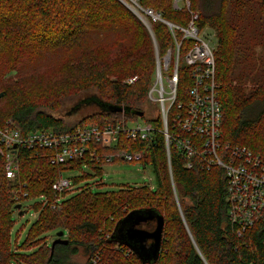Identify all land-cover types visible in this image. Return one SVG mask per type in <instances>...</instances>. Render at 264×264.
<instances>
[{
    "label": "trees",
    "instance_id": "1",
    "mask_svg": "<svg viewBox=\"0 0 264 264\" xmlns=\"http://www.w3.org/2000/svg\"><path fill=\"white\" fill-rule=\"evenodd\" d=\"M234 1L235 6L246 4V0ZM257 1L264 8V0ZM174 2L138 0L140 7L160 15L156 20L149 17L160 57L169 49L175 54L180 43V79L172 112L177 103L188 102L194 85V67L185 62V56L195 41L183 30L193 23L200 33L208 29L215 34L222 143L249 148L264 161V82L257 76V84L247 91L239 85V75L235 77L239 44L233 41L232 22L226 15L230 0ZM48 61L53 69L46 67ZM156 68L149 31L121 0H0V129H17L23 135L48 129L66 133L83 124L102 127L139 118L150 121L146 113ZM134 76L137 81L128 83ZM31 89L48 94L39 100L27 96ZM75 100V112L84 106L93 111L77 121L57 114ZM104 104L122 106L128 112H112ZM139 111L144 112L142 117L136 115ZM152 121L157 127L152 143L123 136L113 148L98 144L95 148L101 156L126 148L142 152L139 162L152 166L155 174L153 188L142 184L93 190L87 182L102 176L108 163L100 159L90 163L91 171L74 179L77 185L86 182L74 194H56L53 182L66 170H82L79 162L53 164L48 151L19 150L20 174L13 182L6 177L0 154V264H264V211L245 229L232 222L224 168L197 162L188 169L175 148L171 176L162 118ZM19 189L28 196L15 198ZM43 195L48 197L44 201L39 198ZM60 195V203L53 205ZM30 200H34L30 207L36 220L18 243L11 238L16 205ZM138 209H153L164 216L161 252L152 262L143 261L114 236L121 221ZM149 224L147 230H151ZM61 230L68 243L56 244L51 254L53 241L47 237ZM81 253L87 258L78 263L75 257Z\"/></svg>",
    "mask_w": 264,
    "mask_h": 264
},
{
    "label": "built area",
    "instance_id": "2",
    "mask_svg": "<svg viewBox=\"0 0 264 264\" xmlns=\"http://www.w3.org/2000/svg\"><path fill=\"white\" fill-rule=\"evenodd\" d=\"M179 0H175V4ZM189 5V0H187ZM152 13V12H151ZM153 16V14L151 15ZM185 31V36L195 41L194 46L185 56V62L194 67V85L189 89V100L186 104L177 103V109L172 112V106L177 101L179 84L180 43L176 44V52L171 49L159 60L156 68L155 81L149 91L150 102H156L157 115L150 121H122L115 125L78 126L72 132L59 133L54 129L37 131L23 135L20 130L5 127L0 129V154L5 159L6 177L15 182L20 174L18 159L19 150H45L49 152L53 164L79 162L81 168L91 169L90 163L104 159L113 162L122 159L127 162L140 161L143 153L131 149H120L104 155L97 153L95 145L106 149L117 146L121 138L141 140L152 143L156 138L157 127L152 121L161 116L166 154L171 168V150L175 148L185 159L186 168H192L195 163L205 167L221 166L227 178V198L230 203L229 215L243 229L254 222V219L264 211V161L259 154L251 149L222 143L220 127L223 111L216 97L215 81V34H202L193 23ZM207 30V29H206ZM212 32V31H211ZM173 65V72L168 73ZM137 76L127 80L137 81ZM172 114V125L169 126V116ZM131 123H135L131 125ZM15 150V152H14ZM174 186V181L172 178ZM74 181L62 174L53 182L52 189L56 194L73 189ZM152 188L154 187L151 185ZM174 192L175 191V186ZM18 191V190H17ZM15 198H26L28 193L19 189ZM42 198H48L43 195ZM60 195L53 203L59 204ZM241 234V231L238 230Z\"/></svg>",
    "mask_w": 264,
    "mask_h": 264
},
{
    "label": "rangeland",
    "instance_id": "3",
    "mask_svg": "<svg viewBox=\"0 0 264 264\" xmlns=\"http://www.w3.org/2000/svg\"><path fill=\"white\" fill-rule=\"evenodd\" d=\"M123 1L125 2V4L127 3L129 7L124 3L123 4L142 22V24L149 31L153 40L158 67V65L160 64L159 60L161 59L159 43L157 42L155 36H152L153 31L149 30L147 25H149V28L152 29L149 17H151L153 20H156L160 17V15L154 12L152 8L140 7L138 4V0ZM152 14L153 16H151ZM226 15L229 17V19H231L232 22L233 41L236 40V43L238 42L239 44V48L236 47V52L234 55L235 77L239 75L237 77L240 80L239 85L245 86L248 91L253 85L257 84V76L259 78H262L264 82V8L260 6L257 0H246L245 6L242 7H240L239 5L235 6V1L233 2V0H230L226 8ZM209 32V36L211 34L214 36V33L208 29L204 30L202 34ZM53 66L54 64L52 61H48L46 63V67L48 68V70L53 69ZM11 74H15V71ZM34 92V89H31L30 92L27 93V96L36 97L39 99L40 97L44 98L48 94V91L40 93ZM77 100L70 103L68 102L64 108V111L57 114L66 117L68 120L77 121L93 111L91 107L87 108L86 106H84L82 109L75 112L74 106ZM150 103L151 106H149V111L147 110L146 113L149 118L155 117L157 115L159 106L156 102L152 101ZM137 121L141 122L142 119L139 118V120ZM130 124L134 125L136 124V122H130ZM81 169L82 170H66L62 172V175L64 177L71 178L74 181L76 177L82 175V172L91 171V169ZM97 182H101L103 185L101 187H98ZM85 183L86 182L84 181H82L79 185L74 183L73 189L66 191L70 192L68 196L74 194L77 189L79 187H82ZM87 183H89L90 187H92V189L95 191H106L116 190L123 185L140 186L142 184H149L154 186L156 181L152 166H144L139 161H114L108 162L103 166L102 176L96 177L93 180L88 181ZM33 202L34 200L24 202L22 204L23 207L20 208H23V210L21 211L22 214L20 215V209H17L18 212L14 214V225L11 230V238L13 241L18 239V243H20L22 240H24L27 235L28 229L36 220V212H34L32 207H30ZM47 238L49 241H54L58 238L57 233H49ZM63 239H66V236H63ZM14 245H16V242L14 243ZM87 253L89 254V252ZM86 258L87 257L81 253L79 256L75 257V261L78 263H83Z\"/></svg>",
    "mask_w": 264,
    "mask_h": 264
},
{
    "label": "water",
    "instance_id": "4",
    "mask_svg": "<svg viewBox=\"0 0 264 264\" xmlns=\"http://www.w3.org/2000/svg\"><path fill=\"white\" fill-rule=\"evenodd\" d=\"M121 1L125 4L123 0ZM125 5H127V3ZM167 23L170 27L174 26V24L171 22H167ZM147 27L149 30H152L151 28H149V25H147ZM152 36H154V33H152ZM2 95L3 92L0 93V97ZM103 106L104 108H107L112 112H128V110L122 106H114V105H106V104H104ZM136 115L142 117L144 115V112L142 111L136 112ZM21 207H22L21 204L16 205L17 209H20ZM21 214L22 212H20V215ZM183 220L186 223L184 216H183ZM148 221H156V227L154 230L150 231L143 227H140L142 223H147ZM187 229L189 230L188 226ZM163 234H164V216L153 209H138L131 211L121 221L114 236L116 237V239L126 244L143 261L152 262L157 260L160 255L162 248ZM64 235L65 233L63 230L57 232L58 238L54 240L51 244V248H52L51 254L53 253V249L55 248L56 244L68 243V239H63ZM149 240H152V242L148 243ZM193 242L196 245L194 239Z\"/></svg>",
    "mask_w": 264,
    "mask_h": 264
},
{
    "label": "flooded vegetation",
    "instance_id": "5",
    "mask_svg": "<svg viewBox=\"0 0 264 264\" xmlns=\"http://www.w3.org/2000/svg\"><path fill=\"white\" fill-rule=\"evenodd\" d=\"M149 222H150V224H149V227L147 226V228L151 229L150 231H152V230H154L155 227H156V221H149ZM146 225H147V223H142V224L140 225V227H143V228L146 229ZM151 225H152V226H151ZM151 242H152V240H149V241H148V243H151Z\"/></svg>",
    "mask_w": 264,
    "mask_h": 264
}]
</instances>
